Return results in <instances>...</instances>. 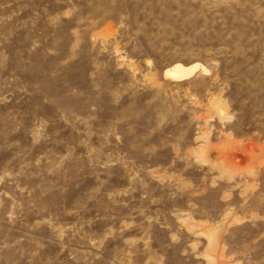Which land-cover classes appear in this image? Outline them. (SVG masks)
<instances>
[{
    "label": "rangeland",
    "instance_id": "rangeland-1",
    "mask_svg": "<svg viewBox=\"0 0 264 264\" xmlns=\"http://www.w3.org/2000/svg\"><path fill=\"white\" fill-rule=\"evenodd\" d=\"M0 264H264V0H0Z\"/></svg>",
    "mask_w": 264,
    "mask_h": 264
},
{
    "label": "bare ground",
    "instance_id": "bare-ground-1",
    "mask_svg": "<svg viewBox=\"0 0 264 264\" xmlns=\"http://www.w3.org/2000/svg\"><path fill=\"white\" fill-rule=\"evenodd\" d=\"M199 70H203L205 73L209 71L206 66L198 62L191 65L176 63L165 70V76L175 81H181L189 79Z\"/></svg>",
    "mask_w": 264,
    "mask_h": 264
}]
</instances>
